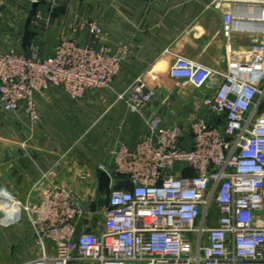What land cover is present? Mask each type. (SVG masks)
<instances>
[{
  "label": "built area",
  "instance_id": "1",
  "mask_svg": "<svg viewBox=\"0 0 264 264\" xmlns=\"http://www.w3.org/2000/svg\"><path fill=\"white\" fill-rule=\"evenodd\" d=\"M28 1L54 8L60 0ZM211 6L223 15L226 37L250 33L247 56L218 69L173 54L168 74L194 87L212 121L166 124L148 112L159 75L146 70L120 97L148 131L135 148L120 141L111 168L98 167L111 178L104 206L99 193L91 208L70 186L46 184V175L33 186L36 201L0 190V203L21 210L33 231L35 257L18 264H264V0ZM250 10L252 28L241 25ZM86 28L88 43L63 36L49 53L40 43L0 52V110H23L36 125L38 93L57 86L80 100L110 88L131 50L104 42L94 19ZM119 176L128 187L118 186Z\"/></svg>",
  "mask_w": 264,
  "mask_h": 264
},
{
  "label": "crops",
  "instance_id": "2",
  "mask_svg": "<svg viewBox=\"0 0 264 264\" xmlns=\"http://www.w3.org/2000/svg\"><path fill=\"white\" fill-rule=\"evenodd\" d=\"M212 1H68V8H78L75 11L81 19H94L104 28V42L113 48L128 45L130 57L110 88L88 91L82 102L65 97V101L76 105L74 107L88 104L71 113L80 119V123L89 126L81 135L65 132L61 134L65 138L57 142L55 130L40 133L41 129L37 126L27 132L31 134V140L24 142L18 138L24 135L25 130L18 117L25 112L20 110L14 114L1 111L0 190L9 191L21 200L36 201L41 194L32 192L33 186L46 175V184L68 185L89 202L91 208H95L99 189L98 167L111 168V150L120 141L135 148L148 131L144 118L131 112L125 99L120 97L129 85L130 75L133 77L139 71L154 69L159 75L158 81L153 83L157 96L149 105L148 112L158 115L166 124L189 125L197 117L212 121L208 110L200 106V100H193V97H200L194 87L188 85L181 88L180 79L168 74L173 54H184L218 69H227L231 59L247 56L250 33L236 30L230 38L226 37L223 15L211 6ZM28 3L35 11L45 4H31L28 0H0V52L16 45L21 39L23 19L30 13ZM254 18V12L247 11L241 25L255 27L257 22ZM63 36L75 38L81 43L92 41L86 25L82 30L80 26L75 31L66 28L59 37ZM61 98L36 97L40 113L44 103L60 104ZM46 134L47 142H44ZM188 139L187 145H190L192 134ZM84 171L88 174L85 179L81 177ZM11 211L0 203V229H18L26 219L21 210L12 211L14 214ZM21 262L14 261L12 264Z\"/></svg>",
  "mask_w": 264,
  "mask_h": 264
},
{
  "label": "rangeland",
  "instance_id": "3",
  "mask_svg": "<svg viewBox=\"0 0 264 264\" xmlns=\"http://www.w3.org/2000/svg\"><path fill=\"white\" fill-rule=\"evenodd\" d=\"M68 1L71 0H60L58 5L54 8H51L45 3L36 11L34 9L32 10L28 3L30 13L29 15H25L23 19V35L17 43L15 41L16 45L12 47H19L18 49L28 52L33 46L40 43L43 47L42 50L49 53L53 50L54 45L60 38L59 36L64 33L66 28H71V30L75 31L77 27L80 26L82 30L89 20L84 21L80 18L79 14L75 11L78 8H75V10L69 9L67 4ZM144 72L145 71H139L133 77L130 75L131 80L129 81V85L134 83ZM125 75H127V71H125ZM103 90L104 89H102V91ZM35 97H62V103L52 105L51 103H44V107L40 113V121L36 125L31 123L27 112L24 111L25 113L20 114L18 119L25 129L24 135L18 137L21 138L22 141L27 142V140H31V134L27 132H30L31 128L37 126L41 129L40 133H48L49 130H55L57 132L55 139L57 142L65 138V135L64 138L61 136V134L65 132L81 135L85 133V130L89 127L86 123H80V119H76V117L71 115L74 110L79 111V109H83V106L88 104L85 103L82 107H74L76 105H72V103L65 101V97H68V95L61 87H51L42 93H38ZM82 99L83 98L77 102H82ZM194 99L196 100L198 98L193 97V100ZM200 106H202V109L206 110L202 104ZM1 123L0 117V124ZM1 127L0 125V136H3ZM44 142H47V134L44 137ZM35 253L36 248L34 246L33 231L27 219L23 221L18 229L13 227L0 229V261L2 264H12L14 261H25L35 257Z\"/></svg>",
  "mask_w": 264,
  "mask_h": 264
},
{
  "label": "water",
  "instance_id": "4",
  "mask_svg": "<svg viewBox=\"0 0 264 264\" xmlns=\"http://www.w3.org/2000/svg\"><path fill=\"white\" fill-rule=\"evenodd\" d=\"M110 175L107 171L105 170H101L99 171V189H98V193H99V200H98V204L100 207L104 206L106 204V199L104 197L105 191L107 189H109L110 187Z\"/></svg>",
  "mask_w": 264,
  "mask_h": 264
},
{
  "label": "trees",
  "instance_id": "5",
  "mask_svg": "<svg viewBox=\"0 0 264 264\" xmlns=\"http://www.w3.org/2000/svg\"><path fill=\"white\" fill-rule=\"evenodd\" d=\"M187 173H190V171L187 170ZM118 178H119L118 186H125V187H128V186H129L128 183H126V182H121L122 176H119Z\"/></svg>",
  "mask_w": 264,
  "mask_h": 264
}]
</instances>
